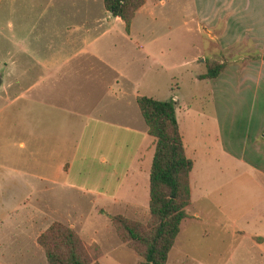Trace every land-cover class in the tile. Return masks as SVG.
<instances>
[{"label": "crops", "instance_id": "crops-1", "mask_svg": "<svg viewBox=\"0 0 264 264\" xmlns=\"http://www.w3.org/2000/svg\"><path fill=\"white\" fill-rule=\"evenodd\" d=\"M13 1L18 0H0L4 4L1 19L8 26V29H0L3 45L0 49V128L6 127L8 130L11 127L17 134H24L29 141L36 140L40 134L46 137L50 135L51 149L55 144L59 151H73L71 156L75 150L84 149L80 160L85 161L87 154H91L90 161L97 163V174L93 180L97 182V187L64 184L76 199H86L88 208L74 209L68 213L65 210L64 214L54 216L29 236L25 231L34 224L36 218L33 213L40 214L38 202L30 199L32 187L20 206L1 209L4 204L0 202V229L10 231L6 234L7 243L0 239V262L6 254L13 259L25 254L23 264H46L36 236L54 220L75 230L87 244L97 242L100 256L106 252L103 246L108 245V254L117 251L132 254L133 257V252L129 250L131 253H127V249L112 236L108 216L117 213L131 218L139 211L147 213L148 171L153 139L146 133V125L135 98H152L142 87V84H150L149 77L143 73L147 72L150 63L159 61L160 56H157L160 52L150 50L149 45L155 42L152 39L137 40L131 31V23L136 13H144L149 7L142 8L147 4L143 2L134 11L129 28L125 31L119 17L103 8L102 0H19L16 3L19 8L15 9L18 17L13 14L14 20H26L29 24L17 29L9 25L7 18L11 16H8V5ZM252 3L253 0H213L207 4V36L216 44L221 41L217 45L221 52L229 53L228 49L236 39L237 43L245 45L248 37L253 42L248 48H258V51L250 50V53L264 52V44L257 38L255 27L246 25V15ZM40 22H46V29L38 28ZM116 25L122 26V29H116ZM157 65L160 66V63ZM238 75L240 85L253 84L258 87L264 84V61L246 62L239 68ZM263 95L253 98L257 100L261 97L263 100ZM173 98L174 101L178 100L175 95L171 96ZM94 131L97 132L95 142L91 140ZM240 132L242 141L237 153L227 150L225 146L219 149L222 164L241 167L245 178L260 190L257 195L261 199L249 207H238L227 223L214 217L212 231L232 244L222 255L223 264H234L232 262L243 258L264 264V116L260 114L254 119L248 118L243 132ZM84 133L89 140L80 147L79 140ZM71 134L75 135L70 140L74 143L72 148L69 141ZM118 134L122 137L125 134L139 135V140L132 141L134 147L131 150L123 151L127 143H113V138ZM54 139L56 141L53 143ZM181 141L183 145L182 134ZM16 144L20 147L24 145L22 140ZM183 149L185 153V146ZM59 166L62 171L66 169L68 172L70 163L67 165L63 160ZM191 169L188 173L189 204L185 207L186 217L179 222L171 248L181 227L198 217V212L188 214L186 209L191 203ZM23 176L29 180L43 178V174L34 173ZM49 181L53 182L52 179ZM17 207L24 209L28 215L25 222L14 216ZM103 229L107 239L102 238L103 234H98ZM202 234L208 232L205 230ZM23 241L32 247V253L31 249L24 251L20 247ZM31 255L37 257L31 258ZM31 259L33 262H30ZM187 259V255L182 253L176 263L186 264Z\"/></svg>", "mask_w": 264, "mask_h": 264}, {"label": "rangeland", "instance_id": "rangeland-1", "mask_svg": "<svg viewBox=\"0 0 264 264\" xmlns=\"http://www.w3.org/2000/svg\"><path fill=\"white\" fill-rule=\"evenodd\" d=\"M212 1L143 0L144 4L145 2L147 4L142 8L148 6L149 9L144 13H136L131 23V31L136 35V39L139 41L152 39L155 42L149 45L152 48L150 50L160 52L157 56H160L157 61L160 66L156 62L150 63L147 72L143 73L149 77L150 84L148 86L142 84V87L156 100L171 99L172 95L177 97V101L171 99L174 101L175 118L182 134L185 154L193 161L189 176L191 203L186 209L188 214L193 211L198 212V217L181 227L165 264H177L176 260L182 253L188 257L186 264H223L222 255L232 244L227 239L217 237L212 231L215 219L227 223L228 218L234 216L232 213L238 207H249L254 201L261 199V196L257 195L260 190L245 178L246 175L241 167L222 164L219 149L225 146L227 150L237 153L242 141L240 131L243 132L247 119H254L260 114L264 116V99L262 100L260 96L257 100L253 98L264 94V84L261 83L258 87L253 84L240 85L238 75L239 68L246 62L260 59L264 61L262 57L264 52L250 53V50L258 51V48H248L253 43L250 37L246 39L245 45L237 43L238 39H236L234 45L228 49L229 53L221 52L217 46L221 41L216 44L207 36L206 10L209 8L207 4ZM16 3L18 4L19 0L8 5V16H11L7 18L10 20L9 25L23 29L28 26L29 21L14 20L15 9L19 8ZM3 5L1 2L0 29L2 30L8 29L1 19L4 15L1 12ZM246 20H248L246 25L255 27L257 38L264 44V0H253ZM38 28L46 29V22H40ZM117 28L122 29V26L116 25ZM2 46L0 39V49ZM0 57H2L1 52ZM213 63L220 64L219 75L214 78H202L207 66L214 65ZM6 130V127L0 128V202L4 204L0 207L9 209L12 206H20L32 187L33 194L30 199L38 202L37 209L40 214L33 213L36 219L25 231L28 236L37 228H42L54 216L64 214L65 210L68 213L74 209L88 208L87 200L76 199L64 184L75 183L97 187V182L93 181L97 174V163L91 162L89 157L93 155L87 154L86 160L81 161L80 156L84 151L82 148L75 150L74 155L71 156L73 151L68 153L59 151L55 144L54 149H51L50 135L46 137L40 134L36 136V140L29 141L24 134H17L11 127ZM96 133L94 131L91 136L93 142L97 139ZM122 136L115 135L113 143L118 145L127 143L123 151L131 150L134 147L132 141L139 140V135L135 134ZM74 138L75 135H69V141ZM18 140L23 141L22 147L17 146ZM87 140L89 138L86 134L83 135L79 140L80 147ZM12 141L15 143L12 144ZM55 141L54 139L53 143ZM71 141L72 148L74 143ZM63 160L67 165L70 163L68 172L66 169L65 172L62 171L59 166ZM30 173L43 174V178L29 180L23 176ZM35 197L37 199H34ZM23 210L17 207L14 214L21 222H25L28 217ZM147 218L148 214L145 211L131 215V219L141 223H145ZM100 223L102 224L103 221L100 220ZM205 230L208 234H202ZM8 232L10 231L7 229H0V239L5 243ZM110 232L118 240L112 226ZM104 233V229L98 232L99 235L103 234V239H107ZM105 241L111 244L109 240ZM118 242L123 245L119 240ZM91 243L99 249V255L96 256L99 264H136L140 260L134 251L124 245L127 253H131L129 250L133 252V257L132 254L125 255L117 251L108 254V245L103 246L106 252L100 256L101 251L97 242ZM26 244L27 242L23 241L20 247L22 246L24 251L31 249L32 253V247ZM90 250L93 248L91 247ZM35 257L37 256L31 255V258ZM25 260V254L15 259L10 258V254H6L0 264H23ZM232 263L256 264L245 258Z\"/></svg>", "mask_w": 264, "mask_h": 264}, {"label": "trees", "instance_id": "trees-1", "mask_svg": "<svg viewBox=\"0 0 264 264\" xmlns=\"http://www.w3.org/2000/svg\"><path fill=\"white\" fill-rule=\"evenodd\" d=\"M142 3L143 0H102L103 8L119 17L125 31ZM213 64L207 66L202 78L216 77L220 64ZM135 102L146 133L153 139L148 171V218L145 224L116 213L109 220L118 240L140 258L136 264H165L179 222L186 217L192 161L184 153L174 101L137 96ZM36 243L46 264H99L96 245L85 244L75 230L59 221L50 222L39 232Z\"/></svg>", "mask_w": 264, "mask_h": 264}]
</instances>
